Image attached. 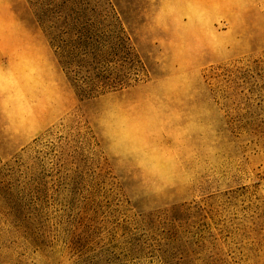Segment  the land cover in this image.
Masks as SVG:
<instances>
[{
    "label": "rangeland",
    "instance_id": "rangeland-1",
    "mask_svg": "<svg viewBox=\"0 0 264 264\" xmlns=\"http://www.w3.org/2000/svg\"><path fill=\"white\" fill-rule=\"evenodd\" d=\"M49 2L14 0L37 25ZM93 4L146 72L89 100L0 76V264H264V0Z\"/></svg>",
    "mask_w": 264,
    "mask_h": 264
},
{
    "label": "trees",
    "instance_id": "trees-1",
    "mask_svg": "<svg viewBox=\"0 0 264 264\" xmlns=\"http://www.w3.org/2000/svg\"><path fill=\"white\" fill-rule=\"evenodd\" d=\"M49 1L39 26L79 100L120 90L137 80L132 75L145 74L113 8L90 0Z\"/></svg>",
    "mask_w": 264,
    "mask_h": 264
},
{
    "label": "crops",
    "instance_id": "crops-1",
    "mask_svg": "<svg viewBox=\"0 0 264 264\" xmlns=\"http://www.w3.org/2000/svg\"><path fill=\"white\" fill-rule=\"evenodd\" d=\"M257 0H251V4ZM253 9V7H252ZM36 70L38 82L50 84V73L56 79L62 78V68L41 27L21 17L15 8L14 0H0V76L2 82L10 74L11 68ZM64 85V83H63ZM2 97V95L0 94ZM27 120L28 127L16 131L17 137H33L44 127L53 123L63 108V103H40ZM3 122H8L1 113ZM23 115V114H22ZM25 121L24 119L21 120Z\"/></svg>",
    "mask_w": 264,
    "mask_h": 264
}]
</instances>
